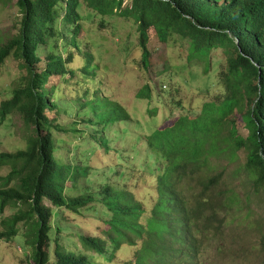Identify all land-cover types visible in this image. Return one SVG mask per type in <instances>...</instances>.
<instances>
[{
	"label": "trees",
	"instance_id": "1",
	"mask_svg": "<svg viewBox=\"0 0 264 264\" xmlns=\"http://www.w3.org/2000/svg\"><path fill=\"white\" fill-rule=\"evenodd\" d=\"M88 1L102 16L118 14L135 21L145 64L150 58L148 32L151 28L161 42L167 43L174 36L187 40L192 56L198 54L207 58L211 51L223 48L228 64L226 73H222L225 88L219 96L223 100L204 103L198 116L180 117L171 126L174 132L169 136L186 141L181 148H173L160 138L167 128L154 130L147 138L166 160H162L160 173L153 178L156 189L142 186L147 196L155 198L146 224L141 222L142 202L110 185H105L98 193L88 185L83 195L68 199L63 186L66 178L79 188L80 179H86L90 172L88 168L73 166L70 151L63 163H59L51 130L60 125L55 124L57 119L50 114L55 105L47 97L46 85L50 78L69 73L68 64L79 63L81 57H91V50L88 47L84 54L75 51L79 46L72 38L66 40L68 57L52 52L43 60L39 55L40 47L53 37H66L53 27L62 0H18L22 13L20 27L12 39L0 46V78L9 57L21 60L28 74L13 92L12 99L1 104L0 125L17 111L27 125L33 126L34 135L25 150L0 154V166L11 168L4 182L18 181L13 187L0 189V211L12 204L28 205L30 210L3 221L9 228L0 234V239L20 236L16 227L30 215L29 219L35 220L24 233L27 239L24 243L18 242L27 248L32 245V260L28 264H92L85 255L67 253L57 239L53 251H48L54 229L52 211L44 201L78 212L89 201L99 198L109 213L106 220L109 229L104 233L107 239L81 237L85 249L98 255H115L125 251V247L136 250L138 244L135 264H221L219 256L239 259L246 251L236 247V239L230 237L225 225L231 215L234 221L240 218L233 215V211L237 208L243 213L244 203L224 181L223 164L214 163L213 157L223 151L220 135L226 129L224 119L232 116L235 109L244 112L243 120L251 135L246 140H236L234 146L249 150L247 171L250 170L258 184H264V0H132L131 7L123 9V0ZM76 7V0H67L66 22L76 20ZM115 8L121 12L115 13ZM97 84L95 81L92 85ZM86 94L91 96L88 115L96 120L95 123L91 119V124L100 126L108 118V124L120 121L133 129L140 127L126 107L116 102L106 107L101 105L97 89L89 88ZM151 96L149 85L137 95L148 99ZM102 111L105 112L101 114ZM225 142L231 145L230 140ZM231 148L229 159L233 160L235 148L232 145ZM92 162L97 170L100 162ZM63 164L67 166L62 167ZM134 175L129 182L138 177ZM185 184L191 185L190 195L185 193ZM221 188L223 190L219 191Z\"/></svg>",
	"mask_w": 264,
	"mask_h": 264
},
{
	"label": "rangeland",
	"instance_id": "2",
	"mask_svg": "<svg viewBox=\"0 0 264 264\" xmlns=\"http://www.w3.org/2000/svg\"><path fill=\"white\" fill-rule=\"evenodd\" d=\"M76 1V20H64L67 0H62L57 13L58 19L53 25L59 35L65 33L66 37H53L39 50L43 60L52 52L66 58L70 55L65 48L66 40L71 41L72 38H75L79 46L75 51L84 54L88 52V47L91 50V57H81L82 61L79 63L68 64L69 73L50 78L46 85L47 97L55 105L50 114L57 119L55 124L60 125L51 130L58 148L55 155L59 163H63L70 151L73 166L88 168L90 172L86 179H80L79 188L67 177L63 184L64 193L69 199L83 195L88 185L95 193L100 192L105 185H110L142 202L144 222L147 223L155 198L153 195L147 196L142 186L156 189L153 178H157L160 167L163 166L162 160H166L159 149L147 142V138L152 131L167 128L160 135L163 141L173 148H181L186 143L169 136L174 132V127L171 126L180 117L198 116L204 103L223 100L219 95L225 88L222 73L227 71V57L223 48L211 51L207 58L198 54L192 56L187 40L174 36L164 43L151 28L148 32L150 58L145 64L142 60L138 25L133 19L123 18L118 14L102 16L90 6L88 0ZM17 2L18 0H0V46L18 33L22 13ZM131 4L132 0H123L122 9L131 7ZM114 12L121 11L115 8ZM93 73L96 75L93 76ZM27 74L21 60L13 57L7 59L0 79V105L13 97V92L24 83ZM95 81L98 84L93 86ZM145 85L151 87L150 99L137 97ZM89 88L97 89L102 99L101 105L106 107L108 103L116 102L117 105L126 107L140 127L133 129L131 125L120 121L108 124V118L100 126L91 124V119L95 123L96 120L88 115L91 96L86 92ZM243 115L244 112L235 109L232 116L224 119L226 129L220 135L223 151L213 157L214 163L223 164L224 181L244 203L243 213L238 212L237 208L233 211V215L240 218L234 221L231 215L225 229L231 238L236 239V247L246 253L239 259L219 256L221 264H264V184H258L250 170L247 171L249 150L244 146L241 149L234 146L236 140H246L251 135ZM126 128L129 129L127 132ZM32 135L33 126L27 125L17 111L12 112L0 127V153L25 150ZM227 139L235 148L233 160L229 159L232 148L225 142ZM92 160L100 162L97 170L92 167ZM10 171L9 166H0V189L13 187L18 183L17 180L4 182L3 178ZM132 174L138 177L129 182ZM196 185L197 182L194 181L193 186ZM190 186L185 184L186 195L191 194ZM221 190L223 189L219 191ZM44 205L52 211L51 224L56 231L50 234L49 252L55 247L54 240L57 239L67 253L85 255L92 264H134V253L140 247L138 244L136 250L125 247V251H118L115 255H98L85 249L82 244V236L107 239L104 233L109 229L106 224L109 213L99 198L89 201L78 212L66 207L57 208L48 200L44 201ZM29 210L28 205L12 204L3 212L0 211V234L9 228V224L3 221ZM29 217L30 215L16 227L20 236L11 240L0 239V264L31 263L32 245L29 244L27 248L18 243H24L27 239L24 233L30 230V225L35 220H30Z\"/></svg>",
	"mask_w": 264,
	"mask_h": 264
},
{
	"label": "clouds",
	"instance_id": "3",
	"mask_svg": "<svg viewBox=\"0 0 264 264\" xmlns=\"http://www.w3.org/2000/svg\"><path fill=\"white\" fill-rule=\"evenodd\" d=\"M1 76H2V75H1ZM0 79H1V78H0ZM11 99H12V98H11ZM6 101H8V100H6ZM4 102H5V101H4ZM2 103H3V102H2ZM2 103H1V104H2ZM0 107H1V105H0ZM7 118H8V117H7ZM6 120H7V119H6ZM6 120H5V121H6ZM5 121H4V122H5ZM4 122L0 125V127L4 124ZM0 154H2V153H0ZM143 209H144V208H143ZM151 211H152V210H151ZM144 213H145V211H144ZM141 222H142L143 224H146V223L144 222V214H143V216H142ZM54 231H55V230H54ZM55 232H56V231H55ZM53 249H54V248H53ZM52 251H53V250H52ZM52 251H51V252H52ZM134 264H135V262H134Z\"/></svg>",
	"mask_w": 264,
	"mask_h": 264
}]
</instances>
